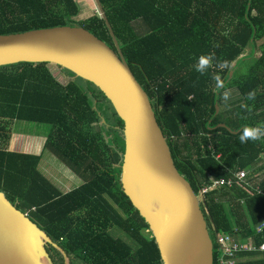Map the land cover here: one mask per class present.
Returning a JSON list of instances; mask_svg holds the SVG:
<instances>
[{
  "label": "trees",
  "instance_id": "1",
  "mask_svg": "<svg viewBox=\"0 0 264 264\" xmlns=\"http://www.w3.org/2000/svg\"><path fill=\"white\" fill-rule=\"evenodd\" d=\"M99 1L151 102L174 166L193 192L211 179L249 171L242 184L212 189L200 202L213 264L215 233L236 229L242 239L264 241L254 233L264 217V196L254 191L264 189V138L238 139L246 126L264 128V0ZM95 10L76 20L77 0H0V34L76 24L114 48ZM247 45L252 52L242 56ZM201 55L213 57L204 74L194 67ZM51 66H0V191L59 244L70 264H162L147 224L120 187L122 121L90 82L63 83ZM16 120L46 125L44 148L82 183L61 192L40 172L39 155L9 151ZM113 228L130 241L113 236ZM251 256L256 259H243ZM239 258L236 264H264V251ZM54 264H63L61 257Z\"/></svg>",
  "mask_w": 264,
  "mask_h": 264
},
{
  "label": "water",
  "instance_id": "2",
  "mask_svg": "<svg viewBox=\"0 0 264 264\" xmlns=\"http://www.w3.org/2000/svg\"><path fill=\"white\" fill-rule=\"evenodd\" d=\"M93 1L114 48L76 24L30 29L0 34V66L44 62L95 86L122 121L120 187L147 224L161 263L212 264L200 201L174 166L151 102L126 63L100 1ZM48 244L63 264H70L65 251L0 191V264H54Z\"/></svg>",
  "mask_w": 264,
  "mask_h": 264
},
{
  "label": "built area",
  "instance_id": "3",
  "mask_svg": "<svg viewBox=\"0 0 264 264\" xmlns=\"http://www.w3.org/2000/svg\"><path fill=\"white\" fill-rule=\"evenodd\" d=\"M248 173L249 171L247 170H238L227 177L211 179L208 184L200 187L196 196L201 202L204 195L212 189L220 187L231 188L234 184H242ZM254 191L264 196V189L258 185L254 187ZM234 231L235 234L215 233V264H236L240 253H262L264 251V241L256 243L251 236H246L242 239L239 236L240 233L236 229ZM254 233L264 237V217L254 226Z\"/></svg>",
  "mask_w": 264,
  "mask_h": 264
},
{
  "label": "rangeland",
  "instance_id": "4",
  "mask_svg": "<svg viewBox=\"0 0 264 264\" xmlns=\"http://www.w3.org/2000/svg\"><path fill=\"white\" fill-rule=\"evenodd\" d=\"M77 2L79 3V8H80V12L79 14L76 16V20H81L84 19L86 17H89L90 15L96 13L95 10V6L93 3V0H77ZM252 52V48L250 45H247L243 51L242 56H248L250 53ZM257 54V53H256ZM51 71L52 73L56 76V78L65 83L69 78L73 79L76 78L73 75L66 73V71L52 65L51 66ZM24 127H19L16 130H20V131H32L35 129H44L46 130L45 127H47L46 125H40V124H35V123H27L25 122L23 124ZM18 143V141H17ZM24 143V142H23ZM18 147V144H16V148ZM47 153L49 154V152H45V154H43L44 156L47 155ZM53 159V164L60 166L61 163L55 159L53 156H51ZM45 159V158H44ZM46 162V161H44ZM42 162V163H44ZM58 169V168H57ZM40 172L47 177L49 180H52L53 183H55L56 187L61 191V192H67L70 189H72L73 187H75L76 185H78V183H80V179H78V177L76 175H72V172L69 169H66L69 172V176L66 175V173L63 175L61 173H63L61 170H59V172L53 167V173L48 172L45 168L41 169L39 168ZM110 233L113 234V236H118L121 237V239L125 240L126 242H129L130 240L127 238V236L120 230V229H116L113 228L110 230ZM130 244H134V243H130Z\"/></svg>",
  "mask_w": 264,
  "mask_h": 264
},
{
  "label": "crops",
  "instance_id": "5",
  "mask_svg": "<svg viewBox=\"0 0 264 264\" xmlns=\"http://www.w3.org/2000/svg\"><path fill=\"white\" fill-rule=\"evenodd\" d=\"M54 77L56 78L55 75H54ZM24 123H25V121H22V120L14 121L13 127H12V133H11L10 139L8 141L7 149L9 151H12V152L40 155L41 159H40V162L38 164V168H41V169L45 168L47 170V173L48 172L53 173L54 172L53 167H54L58 172H59V170H61L63 172L61 174L64 175L65 172L59 166L53 164V162H52L53 159H51L52 158L51 156H53V155L49 152V154L47 153V155L44 156L43 154H45V153H42L46 133L48 132V128L45 127L46 130L35 129L32 131H30V130L29 131L16 130L19 127H24L23 126ZM27 123H30V122H27ZM40 125H43V124H40ZM17 141H18V143H17ZM16 144H18L17 148H16ZM44 161H46V162H44ZM42 162H44V163H42ZM243 259L252 260V259H256V258H253L251 256V257H243ZM238 260H240V258Z\"/></svg>",
  "mask_w": 264,
  "mask_h": 264
},
{
  "label": "clouds",
  "instance_id": "6",
  "mask_svg": "<svg viewBox=\"0 0 264 264\" xmlns=\"http://www.w3.org/2000/svg\"><path fill=\"white\" fill-rule=\"evenodd\" d=\"M213 60V57L211 55H201L198 57L196 64L194 65L195 70L201 74H204L205 71L210 67L211 62ZM225 65L222 63H218V67H224ZM216 87H221V82L219 80L216 81ZM229 98V94L225 92L224 94V100L227 102ZM247 98L249 100L254 98V93L249 92L247 94ZM261 138H264V128L261 127H244L241 130V134L239 135L238 139L240 143H245L247 141H253V140H260Z\"/></svg>",
  "mask_w": 264,
  "mask_h": 264
},
{
  "label": "flooded vegetation",
  "instance_id": "7",
  "mask_svg": "<svg viewBox=\"0 0 264 264\" xmlns=\"http://www.w3.org/2000/svg\"><path fill=\"white\" fill-rule=\"evenodd\" d=\"M103 119H104V117H103ZM47 137H48V132L46 133V137H45V141H44V145H45V142H46V139H47ZM44 145H43V150H42V153H45V152H50L48 149H46V148H44ZM51 153V152H50ZM52 154V153H51ZM53 155V154H52ZM40 156V155H39ZM53 157L55 158V159H57L58 160V158H56V156H54L53 155ZM40 159H41V156H40ZM59 162H60V160H58ZM61 163V165L64 167V168H66V169H69V168H67L62 162H60ZM70 170V169H69ZM71 171V170H70ZM72 172V171H71ZM72 175H75L73 172H72ZM82 183V181L80 180V183H78V185H80ZM78 185H76V186H78ZM75 186V187H76ZM74 188V187H73ZM71 190V189H70ZM54 242V241H53ZM54 243H56V242H54ZM58 246H59V244L58 243H56ZM45 248H46V250H47V252H48V254L50 255V257L52 258V260H53V262H55V261H59V258L61 257V259H62V256L60 255V253L57 251V250H55L51 245H46L45 246ZM60 256V257H59ZM70 259V258H69ZM74 261V260H73ZM62 262H63V260H62Z\"/></svg>",
  "mask_w": 264,
  "mask_h": 264
}]
</instances>
